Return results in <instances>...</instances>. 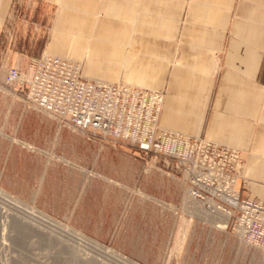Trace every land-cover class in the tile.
<instances>
[{"label": "crops", "instance_id": "obj_1", "mask_svg": "<svg viewBox=\"0 0 264 264\" xmlns=\"http://www.w3.org/2000/svg\"><path fill=\"white\" fill-rule=\"evenodd\" d=\"M63 8L67 24L74 15V31L86 38L116 21L118 60L96 65L97 76H88L85 60V77L164 91L160 126L238 149L245 161L238 188L264 202V0H0L2 190L97 242L111 243L125 221V149L59 127L6 84L9 70L32 58L64 57ZM129 151L182 178L163 158L145 162ZM149 257L145 264L165 256Z\"/></svg>", "mask_w": 264, "mask_h": 264}, {"label": "built area", "instance_id": "obj_2", "mask_svg": "<svg viewBox=\"0 0 264 264\" xmlns=\"http://www.w3.org/2000/svg\"><path fill=\"white\" fill-rule=\"evenodd\" d=\"M6 84L28 109L61 128L89 140L126 145L145 162L161 157L173 164L186 184L187 200L197 204L191 208L229 216L226 227L232 219L236 237L264 251V202L244 196L238 188L245 164L241 152L161 127L164 91L91 79L84 76L82 61L48 53L32 58L24 71L11 68Z\"/></svg>", "mask_w": 264, "mask_h": 264}, {"label": "rangeland", "instance_id": "obj_3", "mask_svg": "<svg viewBox=\"0 0 264 264\" xmlns=\"http://www.w3.org/2000/svg\"><path fill=\"white\" fill-rule=\"evenodd\" d=\"M81 61L85 65V60ZM118 146L126 151V218L115 227L111 243H100L115 250V246L122 247L124 251H117L139 264H145L143 261L151 260L149 256L157 253L165 256L160 264H264V251L242 243L233 231L232 219L225 229H220L208 218L216 216L208 215L203 209L186 208V184L178 174L167 177L154 163L134 160L130 147ZM167 180H173L171 194L166 193L165 184H170ZM158 201L167 202L170 208H164ZM0 222L3 224V219ZM9 230L7 226L5 230L0 228V235L3 234L0 236V264H83V259L90 258L80 252L78 258L64 254L61 259L56 249L46 247L44 242L21 246L15 233Z\"/></svg>", "mask_w": 264, "mask_h": 264}, {"label": "bare ground", "instance_id": "obj_4", "mask_svg": "<svg viewBox=\"0 0 264 264\" xmlns=\"http://www.w3.org/2000/svg\"><path fill=\"white\" fill-rule=\"evenodd\" d=\"M73 17L74 15H72L71 17L69 16V23L67 24L66 18H68V12L65 8L62 9L60 23L57 26V30L61 33V39L63 43L62 50L64 51V55L62 56H64V58L86 60V70L88 76H97L95 72L96 65L104 63L109 64L118 60V54L121 50H119V41L115 25L116 21L109 18V31L107 33H100L98 35L95 34L96 36L93 35L94 37L89 33L88 37H90L86 38L87 35H78L74 31V29L77 27H75L76 23L75 18ZM87 18L88 17L85 16L79 17L77 21L82 23ZM195 83L197 82L195 81ZM137 87L145 88L141 86ZM194 88L197 90L196 85ZM199 96L196 100H199ZM197 102L200 103V101ZM193 107H195V105ZM191 111L194 110L192 109ZM192 205L196 207L197 204L188 200L186 201V208L189 209L190 207H192ZM194 209L198 211L201 210L200 208ZM211 216H216V218L208 217L211 219V223L213 225H217V227L220 229L226 228L229 216L222 213ZM0 219H3V221L5 222V224L3 222L4 225L0 222V228L2 230H5L7 226L10 229V232L15 233V238L19 241L21 246H24L26 244L25 246L27 247L35 241L40 244L44 242L46 244V247H49L52 250L56 249L55 251L58 252L57 254H59L60 258L64 254L69 255L70 258H78L79 253L83 252L85 256L90 257L89 259L83 257L85 258L82 260L83 264H139L135 260L120 253L119 251L107 247L104 244L97 242L86 236L85 234L79 232L73 227L47 216L35 207L21 201L20 199L14 197L13 195L7 193L2 189H0ZM8 236H10L9 233ZM2 240H5V238ZM5 243L7 242L5 241ZM6 245L9 244L7 243ZM42 245L44 246V244ZM54 255L55 254L53 253V256ZM54 257H56V255Z\"/></svg>", "mask_w": 264, "mask_h": 264}]
</instances>
